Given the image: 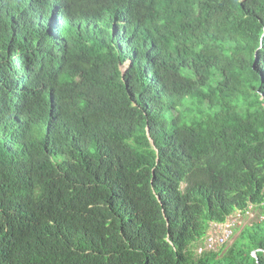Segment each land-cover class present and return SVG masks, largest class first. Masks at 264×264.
I'll use <instances>...</instances> for the list:
<instances>
[{"label": "trees", "instance_id": "16d2710c", "mask_svg": "<svg viewBox=\"0 0 264 264\" xmlns=\"http://www.w3.org/2000/svg\"><path fill=\"white\" fill-rule=\"evenodd\" d=\"M0 264H264V0H0Z\"/></svg>", "mask_w": 264, "mask_h": 264}, {"label": "rangeland", "instance_id": "374dc122", "mask_svg": "<svg viewBox=\"0 0 264 264\" xmlns=\"http://www.w3.org/2000/svg\"><path fill=\"white\" fill-rule=\"evenodd\" d=\"M260 218V211L258 209H251L248 214H241L236 212L233 214L225 224L212 225L207 236L200 242L194 245V251L200 254L202 251L214 250L218 252L223 245L220 243V238L227 236L226 228L230 227L233 230V235L226 239V244L230 245L239 235L240 231L247 225H252Z\"/></svg>", "mask_w": 264, "mask_h": 264}, {"label": "built area", "instance_id": "2783aa9c", "mask_svg": "<svg viewBox=\"0 0 264 264\" xmlns=\"http://www.w3.org/2000/svg\"><path fill=\"white\" fill-rule=\"evenodd\" d=\"M251 209L252 208L249 207L248 211L245 214H248ZM225 232L228 233L227 236L225 237V234H224V236L220 238V243L222 245L227 242L226 241L227 238H230L233 235V230L230 227L226 228Z\"/></svg>", "mask_w": 264, "mask_h": 264}, {"label": "water", "instance_id": "95a60500", "mask_svg": "<svg viewBox=\"0 0 264 264\" xmlns=\"http://www.w3.org/2000/svg\"><path fill=\"white\" fill-rule=\"evenodd\" d=\"M253 256L256 257V256H255V253L253 254Z\"/></svg>", "mask_w": 264, "mask_h": 264}, {"label": "clouds", "instance_id": "9594fccd", "mask_svg": "<svg viewBox=\"0 0 264 264\" xmlns=\"http://www.w3.org/2000/svg\"><path fill=\"white\" fill-rule=\"evenodd\" d=\"M251 207V206H250ZM252 208V207H251Z\"/></svg>", "mask_w": 264, "mask_h": 264}]
</instances>
